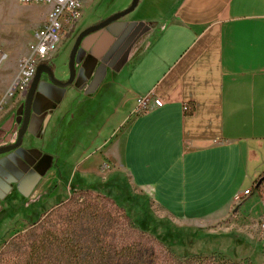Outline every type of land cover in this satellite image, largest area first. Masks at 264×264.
Returning a JSON list of instances; mask_svg holds the SVG:
<instances>
[{
  "label": "crops",
  "instance_id": "obj_1",
  "mask_svg": "<svg viewBox=\"0 0 264 264\" xmlns=\"http://www.w3.org/2000/svg\"><path fill=\"white\" fill-rule=\"evenodd\" d=\"M132 11L84 38L99 67L70 88L61 140L93 125L82 98L112 91L118 101L86 154L101 147L133 193L178 227L226 216L233 196L264 172V0H138ZM142 96L162 104L133 112ZM244 204L261 206L250 196Z\"/></svg>",
  "mask_w": 264,
  "mask_h": 264
},
{
  "label": "rangeland",
  "instance_id": "obj_2",
  "mask_svg": "<svg viewBox=\"0 0 264 264\" xmlns=\"http://www.w3.org/2000/svg\"><path fill=\"white\" fill-rule=\"evenodd\" d=\"M130 1L87 0L85 2L87 6L77 27L66 35L50 61L55 77L67 78L68 53L78 31L124 9ZM39 7H41L39 4L22 5L16 0H0V47L7 54L0 65V92H3L10 84L15 74L17 58L26 53L32 30L44 19L43 17L39 22H32V19L41 15ZM125 16L132 17L133 11ZM32 23L33 25H31ZM85 39L81 42L77 53L79 51L81 53ZM76 67L75 64V69ZM24 95L22 98L13 95L7 100L5 111L0 117V144H5L15 138ZM67 96L65 98L67 102L63 101L60 107L52 112L48 120L49 125L44 130L45 136L42 139H36L27 133L22 140L24 147L34 146L44 150L46 154L50 153V157L54 155L53 163L51 160L47 173L43 176L53 172V179L40 187L39 180L41 181L43 177L40 179L37 175L31 178L24 177L19 181H11L12 183L5 182L0 178V257L16 259L26 256L27 247L24 243L16 239L18 243L14 245L8 240L12 235L22 234L30 228V222L24 214L27 215L31 209L36 208L32 201L37 195L51 187L48 194L41 197L43 203L53 200L56 195L64 198V195L69 194L66 183L77 181L93 188L92 192H84L83 196L86 200L98 208L111 209V214L114 215L112 217H115L110 231L111 235L113 234L116 239L124 238L135 243L139 241L142 246H153L154 248H152L160 254L156 257H165L167 264H172L170 257L180 260L190 257L193 259L189 262L190 264L264 263V230L262 228L264 223L262 199L264 188L260 190L261 192L249 193L237 203L232 201L230 211L226 216L204 224L178 227L174 220L162 216L152 207L144 196L133 199V197H137V194L133 193V189L129 186L128 177L122 176V166L105 158L101 147L86 154V148L96 134L95 129L102 125L105 115L107 116L113 109L119 95L112 91H104V93L102 91L93 100L87 97L82 98L79 102L81 109L85 107L88 112L93 114V125L76 126L72 134L65 140H61L66 131V113L69 110L62 115L63 117L55 118V115L58 111L60 114L64 112L67 106L73 108L69 92ZM99 106H102V111L97 113ZM76 108L77 106H75ZM92 110H94L93 113ZM117 112L120 113L119 110ZM54 138L60 142L55 141ZM72 140L80 141V146L75 148V141L72 142ZM129 174L133 179V173L129 172ZM112 176H116V181L124 182L123 192L117 184L103 186L100 190L93 186L99 182L106 183ZM124 192L127 195L121 203L122 206L129 217L146 230L143 237H148L150 242L139 239V230L129 227L124 219L118 218L117 214L119 213L116 212L110 201L103 197V195L114 197ZM248 196L261 206L258 208L255 206L252 208L253 210L248 209L251 205L247 209L242 208V204L246 202ZM143 206L147 208L145 211ZM164 220L165 224L160 223Z\"/></svg>",
  "mask_w": 264,
  "mask_h": 264
},
{
  "label": "trees",
  "instance_id": "obj_3",
  "mask_svg": "<svg viewBox=\"0 0 264 264\" xmlns=\"http://www.w3.org/2000/svg\"><path fill=\"white\" fill-rule=\"evenodd\" d=\"M48 64L53 68L51 63ZM66 184L69 194L64 195V198L56 195L53 200L43 203L41 197L47 195L51 187L35 197L32 202L35 203L36 208L31 209L29 214H24L30 222V228L22 234L12 235L8 240L14 245L18 243L16 239L24 243L27 247L26 256L16 259L0 257V264L168 263L165 257H156L160 254L153 249V246V248L149 245L142 246L139 241L135 243L124 238L116 239L110 234L115 219L112 217L114 215L111 214V209L98 208L83 196L84 192H92V186L77 181ZM112 184H117L123 192L125 184L123 181H116V176L109 178L106 183L99 182L93 186L100 190L103 186ZM263 188L264 172L252 183L249 193L261 192ZM126 195L124 192L114 197L107 195L103 197L110 201L119 213H116L118 218L124 219L129 227L139 230V239L150 242L148 237H143L146 230L136 224L122 206L121 203ZM81 196L83 197L80 198ZM262 199L264 206V195ZM146 209L143 206V210ZM161 222L165 224V220ZM170 258L172 264H190L189 262L193 261L190 257L183 260Z\"/></svg>",
  "mask_w": 264,
  "mask_h": 264
},
{
  "label": "built area",
  "instance_id": "obj_4",
  "mask_svg": "<svg viewBox=\"0 0 264 264\" xmlns=\"http://www.w3.org/2000/svg\"><path fill=\"white\" fill-rule=\"evenodd\" d=\"M19 4L47 5L48 11L41 24L31 33L25 54L16 60L15 74L10 84L0 92V117L5 111L7 100L13 95L22 98L39 63H50L67 34H70L82 18L85 0H16ZM6 52L0 47V65L6 58ZM162 100L148 96L136 99L133 112H142L151 106H160ZM186 106L184 105V109ZM246 188L233 196L234 202H239L249 194ZM264 230V223L262 224Z\"/></svg>",
  "mask_w": 264,
  "mask_h": 264
},
{
  "label": "flooded vegetation",
  "instance_id": "obj_5",
  "mask_svg": "<svg viewBox=\"0 0 264 264\" xmlns=\"http://www.w3.org/2000/svg\"><path fill=\"white\" fill-rule=\"evenodd\" d=\"M84 46L85 44L82 45L83 48L81 53L80 51L77 53L76 57H78L80 60V64L79 67L77 66L75 69V76L73 82L70 85L66 86L65 88H61L60 86L53 84L45 72L40 74L37 84L38 89H35L34 91L29 121L22 140L27 133L37 139L41 132H44V130L49 125L48 120L51 117L52 112L60 107L62 100L67 97L70 88L73 86L80 87L83 85L86 78H89L88 76L91 74V69L93 68L95 70V68L97 69L99 67V62L93 63L91 57L88 55V49H85ZM115 61L113 64L116 66ZM51 69L53 71V68ZM114 74V70L109 71L110 78H112ZM58 79L64 81L66 78ZM79 109L81 110L80 103ZM22 113L23 104L21 116L18 117V126L20 125ZM64 113H66V110L61 112V114L59 113L60 117H63L62 115ZM14 140L15 138L10 139L5 144H10L14 142ZM22 143L23 141H21L19 146H17L15 149L0 154V178L5 182L12 183L11 181H19L24 177L31 178L35 175L41 177L48 170V168L43 174H40L39 172L43 171L44 168L49 165V163H51V160L53 163L54 155H51L50 157V153L46 154L44 150H40L34 146L24 147L22 146Z\"/></svg>",
  "mask_w": 264,
  "mask_h": 264
},
{
  "label": "water",
  "instance_id": "obj_6",
  "mask_svg": "<svg viewBox=\"0 0 264 264\" xmlns=\"http://www.w3.org/2000/svg\"><path fill=\"white\" fill-rule=\"evenodd\" d=\"M138 0H131L129 5L125 7L122 10L116 11L105 18L100 19L99 21L89 24L82 29L78 31L76 34L73 43L71 45V48L68 53V58H67V78L64 81H61L60 79L54 77L53 71L50 68L48 64L45 63H39L36 65L34 75L25 91L24 99H23V113H22V118L20 121V125L16 129V135H15V140L14 142L10 144H5V145H0V154L4 152H8L10 150L15 149L17 146L22 141V137L27 129L28 121H29V116H30V110H31V103H32V98L34 95L35 89H38L37 84H38V79L39 76L42 72H45L49 78V80L55 84L60 86L61 88H65L66 86L70 85L73 82L74 76H75V63L77 61V51L78 48L83 41V39L89 35L90 33H93L95 31H98L100 29H103L105 27L110 26L112 23L116 22L119 18L124 16L125 14L131 12L134 7L136 6ZM50 165V163H49ZM47 165L43 171L39 172L40 174H43L45 170L48 168ZM260 180V179H259ZM264 242V239H263Z\"/></svg>",
  "mask_w": 264,
  "mask_h": 264
}]
</instances>
